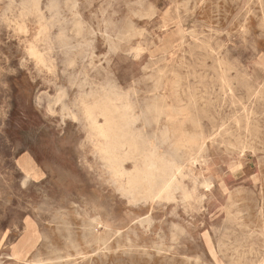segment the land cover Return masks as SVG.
<instances>
[{
  "label": "rangeland",
  "instance_id": "obj_1",
  "mask_svg": "<svg viewBox=\"0 0 264 264\" xmlns=\"http://www.w3.org/2000/svg\"><path fill=\"white\" fill-rule=\"evenodd\" d=\"M68 1L0 0V264H264V0ZM109 91L131 118L119 167L175 166L170 198L110 169L83 111Z\"/></svg>",
  "mask_w": 264,
  "mask_h": 264
},
{
  "label": "bare ground",
  "instance_id": "obj_2",
  "mask_svg": "<svg viewBox=\"0 0 264 264\" xmlns=\"http://www.w3.org/2000/svg\"><path fill=\"white\" fill-rule=\"evenodd\" d=\"M25 11H27L28 13H32L33 12V8L34 9H36V10H38V7H39V2H40V0H25ZM69 1L67 0V3H68ZM191 2H192V0H191ZM187 8V7H186ZM151 9V8H150ZM183 9V8H182ZM152 10V9H151ZM178 11V10H177ZM176 11V12H177ZM152 12V11H151ZM188 12V11H187ZM146 14H148V13H146ZM167 14V13H166ZM165 13H164V15H166ZM138 15V14H137ZM177 15L179 16V13H177ZM248 15H250V14H248ZM150 16V15H149ZM168 16V15H167ZM145 17V16H144ZM144 17H141L142 18V20H143V18ZM147 17V16H146ZM152 18H154V16L152 17ZM247 18H248V16H247ZM148 19V18H147ZM176 21H175V19L174 18H168V19H164L163 21H162V25H163V28L165 29H163L164 31H166V33H167V35H168V37L169 36H171V35H174V33H175V30L177 31V32H179L181 29H180V26H179V24H174ZM175 25V27H176V29L175 30H172V28H171V26L172 25ZM130 25V24H129ZM132 26V25H131ZM75 34L78 36V37H81L82 38V40L84 41L85 40V34H84V31H85V29H84V27H83V24H82V22H77L76 23V25H75ZM132 29V28H131ZM46 30H47V28H45V30H44V32H46ZM121 31H123V29L121 30ZM124 31H126V30H124ZM130 31H132V30H130ZM193 31V30H192ZM26 32H27V30H26ZM135 32H138V31H133V33L132 34H134ZM145 33H146V31H144ZM143 32V33H144ZM190 33H191V31H189ZM123 33V32H122ZM131 33V32H130ZM139 33V32H138ZM141 33H142V31H141ZM194 33V32H193ZM101 35V34H100ZM134 35H137V34H134ZM188 35V34H187ZM137 37V36H136ZM135 37V38H136ZM134 38V39H135ZM142 38H143V36H142ZM142 38H140V39H142ZM171 40H169L167 43H169ZM186 41V40H185ZM185 41H183V42H185ZM165 43H166V41H164ZM183 42L181 43L182 45H183ZM197 42V41H196ZM201 44H203L202 42H201ZM204 45H206V44H204ZM181 45H179L177 48H176V51H177V49L180 47ZM185 46H187V45H185ZM207 46V45H206ZM154 47V46H153ZM209 47H210V45H209ZM209 47H208V49H209ZM183 48V47H182ZM211 48V47H210ZM137 49V48H136ZM135 49V50H136ZM143 49V48H142ZM150 49V48H149ZM138 50V49H137ZM209 50H211V49H209ZM221 50V49H220ZM132 51V50H131ZM134 51V50H133ZM175 51V52H176ZM180 51V50H179ZM212 52V51H211ZM219 52V51H218ZM134 53V52H133ZM32 54H33V57L34 58H37V59H39V60H41L42 58H41V56H40V53H39V51L38 50H34V51H32ZM130 54V53H129ZM140 54V53H139ZM142 54V53H141ZM176 54V53H175ZM174 54V55H175ZM218 54V53H217ZM173 55V56H174ZM187 55V54H186ZM127 56H128V54H127ZM139 56V55H138ZM220 56V55H219ZM132 57V56H131ZM176 57V56H175ZM138 58V57H137ZM185 59V58H184ZM184 61V60H183ZM222 61V60H221ZM74 63V62H73ZM220 64V63H219ZM72 67V66H71ZM151 67V66H150ZM145 68H147V67H144V70H145ZM171 68V67H170ZM173 69V68H172ZM149 70V69H148ZM147 71V70H146ZM150 71V70H149ZM174 71V70H173ZM168 74V73H167ZM171 74V73H170ZM173 74V73H172ZM175 74V73H174ZM161 75V74H160ZM169 75V74H168ZM173 76V75H172ZM175 76V75H174ZM153 77V76H152ZM151 77V75H150V78H152ZM147 78H149V77H147ZM154 78V77H153ZM158 78V77H157ZM160 78V77H159ZM181 78V77H180ZM160 79H162V78H160ZM150 80V79H149ZM177 80H179V79H177ZM152 81H154L153 79H152ZM150 82H151V80H150ZM196 82V81H195ZM181 83V82H180ZM189 83V82H188ZM172 84V83H171ZM180 86L182 85V84H179ZM189 85V84H188ZM172 86V85H171ZM75 87V86H74ZM177 87H179V86H177L176 85V88ZM87 88V87H86ZM180 88V87H179ZM186 88V87H185ZM107 89H108V87H107ZM111 89V88H110ZM157 89V88H156ZM178 89V88H177ZM181 89V88H180ZM106 90V89H105ZM179 91V90H178ZM188 91V90H187ZM200 91V90H199ZM65 92V91H64ZM157 92V91H156ZM182 92H183V90H182ZM98 93H100V92H98ZM172 93H173V90H172ZM184 93V92H183ZM183 93H182V95H183ZM193 93V92H192ZM195 93V92H194ZM101 94V93H100ZM106 94V93H105ZM187 94H189V93H187ZM178 96V95H177ZM180 96V95H179ZM204 96V95H203ZM60 97V96H59ZM58 97V98H59ZM174 97V96H173ZM189 97H190V94H189ZM196 97V96H195ZM200 97V96H199ZM64 98V97H63ZM62 98V99H63ZM192 98V97H191ZM193 99H194V97H193ZM197 99V98H196ZM196 99H194V102H195V100ZM189 101L191 100V99H188ZM123 99H119V97L117 96V94H110V91H109V94H106L105 96H103V97H100V98H98V99H95L94 101H93V103L92 104H85L84 105V116H85V120L88 122V124H89V126H90V128L94 131V133L99 137V138H101V139H103L104 141H105V143L107 144V147H106V149L104 150L105 151V153H106V155H107V157H106V159L108 158V162H109V167H110V169L114 172V174L119 178V179H124V177H128L127 176V174H125V171H124V168H122V167H119L121 164H119L120 162H119V160H117V159H115V153H116V150L119 148L120 149V147L121 146H124V145H131L132 143L130 142V143H128V138H130V137H128L127 139L125 138V135H123L122 134V131H124V129H126L130 124H131V118H130V116H128V112H127V110H126V105H124L123 104ZM197 101V100H196ZM202 101V100H201ZM204 101V100H203ZM202 101V102H203ZM57 102H59V101H57ZM128 102V101H127ZM126 102V103H127ZM164 102H166V101H164ZM163 102V103H164ZM191 102V101H190ZM159 103V102H158ZM162 103V104H163ZM192 103V102H191ZM58 104V103H57ZM83 104V103H82ZM132 104V103H131ZM191 105V104H190ZM187 107V106H186ZM186 107L184 108V109H186ZM129 108V107H128ZM150 108H152V110L154 111V112H156V114H157V116L158 117H160L161 115H165L166 113H165V111H166V109L164 110V108H163V106H159V104H156L155 103V105L153 106V107H150ZM149 108V110H151ZM188 108H189V106H188ZM130 109H131V107H130ZM147 110H148V108H147ZM170 110V109H169ZM178 111V110H177ZM180 111V110H179ZM169 112V111H168ZM63 113V112H62ZM150 113V115H151V112H149ZM153 113V112H152ZM180 113V112H179ZM189 113V112H188ZM54 114V113H53ZM155 114V113H154ZM186 114V113H185ZM167 115V114H166ZM170 115H171V117H176L177 116V112H176V110L174 109V110H172L171 109V112H170ZM152 116V115H151ZM153 116H156V115H153ZM101 118H103L104 119V122H105V124L104 125H100L99 124V119H101ZM145 119V118H144ZM156 119V118H155ZM160 119H161V117H160ZM168 119V118H167ZM73 120H75V118H73ZM160 121V120H159ZM154 123H155V121H154ZM157 124V123H156ZM183 124V123H182ZM246 124H247V122H246ZM131 127V126H130ZM158 127V126H157ZM130 129V128H129ZM229 129V128H228ZM164 130V129H163ZM131 131V130H130ZM140 131V130H139ZM127 132V131H126ZM131 132H133V131H131ZM138 132V131H137ZM168 133V132H167ZM163 134L165 135L166 134V132H163ZM128 135V134H127ZM141 135V134H140ZM139 135V136H140ZM161 135V134H160ZM177 135V134H176ZM128 136H130V135H128ZM134 136V135H133ZM132 136V134H131V138L133 137ZM167 136V135H166ZM201 136H203L202 134H201ZM98 138V139H99ZM137 138V137H136ZM139 138V137H138ZM162 138V137H161ZM167 138V137H166ZM202 138V137H201ZM163 139H164V137H163ZM214 139V138H213ZM95 140H96V138H95ZM100 140V139H99ZM140 140V139H139ZM131 141H133L134 142V139L133 140H131ZM192 142H194V141H192ZM187 143V142H186ZM190 143V142H189ZM207 143V142H206ZM213 143V142H212ZM136 143H134V145H135ZM148 143L146 142V145H147ZM206 145V144H205ZM136 146V145H135ZM148 146V145H147ZM138 147V146H137ZM135 148V147H134ZM145 148V147H144ZM154 148L155 147H153V150H154ZM203 148V146H201V149ZM137 149V148H136ZM157 149V148H156ZM103 150V149H102ZM138 150V149H137ZM136 150V151H137ZM147 150V149H146ZM183 150V149H182ZM191 150V149H190ZM245 150V149H244ZM247 150V149H246ZM124 151V150H123ZM185 151V150H184ZM187 151H188V149H187ZM150 152V150L148 151V153ZM100 153H102V152H100ZM177 153V152H176ZM179 153V152H178ZM125 154V153H124ZM127 154H128V152H127ZM158 154V153H157ZM191 154H194V152H192ZM202 154V153H201ZM103 155V154H102ZM155 155V154H154ZM99 156H101V155H99ZM105 156V155H104ZM132 156V155H131ZM146 156H148V155H146ZM119 157V156H118ZM121 157V156H120ZM128 157H129V154H128ZM143 157V156H142ZM150 157V156H149ZM166 157V156H165ZM178 157H180V156H178ZM104 158V157H103ZM147 158V157H146ZM201 158H203V157H201ZM133 159V158H132ZM140 159V158H139ZM145 159V158H144ZM164 159H166V158H164ZM194 158H192V160H193ZM121 160V159H120ZM123 160H124V158H123ZM127 160H128V158H127ZM126 160V161H127ZM136 160H137V158H136ZM147 160V159H146ZM167 160V159H166ZM195 160H197L196 158H195ZM101 161V160H100ZM103 161V160H102ZM159 161V160H158ZM168 161V160H167ZM27 162V163H26ZM25 162V171H26V174H27V176L28 177H35V178H39V177H41L42 175L40 174V172H39V168H38V166L34 163V161H33V159L29 156L28 157V160ZM104 162V161H103ZM124 162H125V160H124ZM130 162H132V161H129V163ZM143 162V161H142ZM149 162V161H148ZM190 162H194V161H190ZM202 162H203V160H202ZM144 163V162H143ZM156 164V163H155ZM163 164V163H162ZM162 164H159V165H162ZM168 164V163H167ZM166 164V162H165V164L164 165H167ZM173 164V163H172ZM123 165V164H122ZM121 165V166H122ZM125 165V164H124ZM169 165H171V163H169ZM174 165H176V164H174ZM195 165V164H194ZM148 166H150L148 169H146V170H142L141 172H138V174H136V175H131V173H129L130 174V176L128 177V181H127V191H129V193L128 194H130L131 196L134 194V193H136V192H138V191H143L144 192V195H143V200H145V202L146 201H149V200H154V199H162L163 200V198H170L171 197V195H172V192H173V188H174V186H175V183H177V179L176 180H174V178L175 177H177L176 175V172L177 171H179V169L178 168H175V166H173V167H170L169 168V166L166 168V170L164 169V171H162V170H160V168L158 169L154 164H148ZM172 166V165H171ZM190 166H191V164H190ZM146 167V166H145ZM161 168H162V166H161ZM180 168V167H179ZM184 167H182V169H183ZM200 168V167H199ZM181 169V168H180ZM201 169V168H200ZM112 173V172H111ZM180 173H182V170H181V172H179V174ZM25 174V175H26ZM181 176H183V175H181ZM179 177V176H178ZM117 178V179H118ZM181 178V177H180ZM187 178V177H186ZM28 179V178H27ZM182 179V178H181ZM33 181H34V179H33ZM176 181V182H175ZM207 185H208V182H207ZM206 185V187H208ZM210 186V185H209ZM202 188V187H201ZM124 190V189H123ZM116 192H118V191H116ZM124 192H126V191H124ZM119 193V192H118ZM142 193V192H141ZM126 194V193H125ZM139 194V193H138ZM129 195V196H130ZM124 196V195H123ZM134 196V195H133ZM230 197V196H229ZM185 198V197H184ZM172 199H175V198H173L172 197ZM171 199V200H172ZM186 199H187V197H186ZM165 200V199H164ZM166 200H168V199H166ZM132 201L134 202V200L132 199ZM142 202V201H141ZM155 202V201H154ZM171 202V201H170ZM177 202V201H176ZM172 203V202H171ZM136 204H137V201H136ZM169 204V203H168ZM152 208V207H151ZM239 214V213H238ZM237 214V215H238ZM261 214V213H260ZM151 215V214H150ZM149 215V216H150ZM148 216V217H149ZM240 216H241V214H240ZM145 219V218H144ZM143 220V219H142ZM149 220V219H148ZM147 220V221H148ZM141 221V220H140ZM146 223V222H145ZM142 224V223H141ZM149 225H150V223H148ZM144 225V224H143ZM145 225H147V224H145ZM66 226V225H65ZM100 226V225H99ZM141 226V225H140ZM60 227V226H59ZM93 227V226H92ZM143 227V226H142ZM141 227V228H142ZM149 227V226H148ZM64 228H70V227H64ZM72 228V227H71ZM91 228V227H90ZM175 229H176V227H174ZM83 230V229H82ZM91 231V230H90ZM28 233V238H26V239H30L29 240V242H35L36 240H37V238L36 237H38V235H37V232H35L34 231V228H33V232H27ZM66 233H68V232H66ZM90 233V232H89ZM119 233V232H118ZM69 235V234H68ZM172 235V234H171ZM120 236V235H119ZM69 237V236H68ZM89 237H91V236H89ZM117 237V236H116ZM175 237V236H174ZM71 238V237H70ZM177 238V237H176ZM173 239V238H172ZM67 240V239H66ZM65 240V241H66ZM122 240V239H121ZM176 240V239H175ZM104 241V240H103ZM103 241L101 242L102 244H103ZM162 241H164V240H161V242ZM97 242V241H96ZM108 242V241H107ZM129 242V241H128ZM173 243H174V241H173ZM176 243V242H175ZM72 244H74V243H72ZM95 244V243H94ZM94 244H93V246H94ZM99 244V243H98ZM129 244V243H128ZM131 244V243H130ZM70 245V244H69ZM89 245H91V244H89ZM77 246V245H76ZM75 246V247H76ZM86 246V245H85ZM103 246V245H102ZM30 246H29V244H28V248H29ZM104 247V246H103ZM125 247V246H124ZM161 247V246H160ZM77 248V247H76ZM108 248V247H107ZM109 248H110V246H109ZM119 248V247H118ZM130 248H132V247H130ZM122 249H124V248H122ZM104 250V249H103ZM109 250H111V248L109 249ZM108 250V251H109ZM133 250V249H132ZM156 250H158L157 248H156ZM98 251V250H97ZM105 251V250H104ZM119 251V250H118ZM159 251V250H158ZM157 251V252H158ZM172 251V250H171ZM53 252H55V250L53 251ZM78 252V251H77ZM76 252V253H77ZM129 252H130V250H129ZM97 253V252H96ZM105 253V252H104ZM110 253H111V251H110ZM161 253V252H160ZM56 254V253H55ZM60 254V253H59ZM63 254V253H62ZM78 254V253H77ZM109 254V253H108ZM164 254V253H163ZM61 255V254H60ZM83 255V254H82ZM81 255V256H82ZM99 255V254H98ZM161 255V254H160ZM159 255V256H160ZM58 256V255H57ZM78 256V255H77ZM149 256V255H148ZM157 256V255H156ZM50 257H52V256H50ZM71 257V256H70ZM85 257V256H84ZM106 256L104 255V258H105ZM61 258V257H60ZM80 258V257H79ZM93 258V257H92ZM109 258V257H108ZM41 259V258H40ZM59 259V258H58ZM62 259V258H61ZM74 259V258H73ZM83 259V258H82ZM89 259V258H88ZM100 260V259H99ZM106 260V259H105ZM108 260V259H107ZM51 261V260H50ZM56 261V260H55ZM191 261V260H190ZM199 260H197V262H198ZM39 262V261H38ZM41 262V261H40ZM39 262V263H40ZM63 263V262H62ZM61 263V264H62ZM66 264V263H65Z\"/></svg>",
  "mask_w": 264,
  "mask_h": 264
}]
</instances>
